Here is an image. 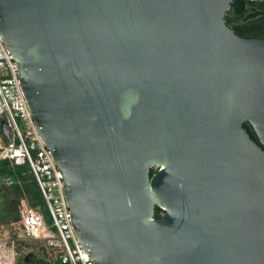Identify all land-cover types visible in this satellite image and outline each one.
Returning a JSON list of instances; mask_svg holds the SVG:
<instances>
[{
  "label": "water",
  "instance_id": "obj_1",
  "mask_svg": "<svg viewBox=\"0 0 264 264\" xmlns=\"http://www.w3.org/2000/svg\"><path fill=\"white\" fill-rule=\"evenodd\" d=\"M232 3L0 0L96 264H264V39L227 26Z\"/></svg>",
  "mask_w": 264,
  "mask_h": 264
},
{
  "label": "built area",
  "instance_id": "obj_2",
  "mask_svg": "<svg viewBox=\"0 0 264 264\" xmlns=\"http://www.w3.org/2000/svg\"><path fill=\"white\" fill-rule=\"evenodd\" d=\"M246 2L254 5L264 0ZM1 123L8 128V137L0 136V159L14 165H29L47 213L24 206L22 200L17 222L21 239L38 242L40 257L49 264H96L74 231L62 175L35 126L20 85L19 68L0 38Z\"/></svg>",
  "mask_w": 264,
  "mask_h": 264
},
{
  "label": "trees",
  "instance_id": "obj_3",
  "mask_svg": "<svg viewBox=\"0 0 264 264\" xmlns=\"http://www.w3.org/2000/svg\"><path fill=\"white\" fill-rule=\"evenodd\" d=\"M238 2L239 5L243 6V8L240 10L239 6H236L234 3L231 4L225 15L227 26L240 37L264 39V3L248 5L246 0H238ZM250 9H254L256 16L251 19H245V16L249 13ZM243 127L247 130L250 137L255 140L254 133L252 132L250 126L245 123L243 124ZM156 170V168H151V174H154ZM1 180L5 181L2 185L8 188L9 197L12 198L14 205L10 218L7 220L5 219L7 224L16 223L19 221L18 205L20 204L21 200H24L27 206L31 209L38 210V212L47 215L44 207L43 197L28 164L14 165L8 160L0 159V181ZM1 186L0 192H2ZM2 196L3 200L0 205L6 201L5 196ZM162 215L163 211L159 208H155L154 218L158 219ZM32 254L34 256L32 262L25 263L19 258L15 264H49L45 262L43 258L39 256L36 257L34 253Z\"/></svg>",
  "mask_w": 264,
  "mask_h": 264
},
{
  "label": "rangeland",
  "instance_id": "obj_4",
  "mask_svg": "<svg viewBox=\"0 0 264 264\" xmlns=\"http://www.w3.org/2000/svg\"><path fill=\"white\" fill-rule=\"evenodd\" d=\"M3 135V132L0 128V136ZM5 181H0V186ZM3 186V185H2ZM1 186V187H2ZM2 202V197L0 194V203ZM24 206H27L24 203ZM28 207V206H27ZM21 204L18 207V210H21ZM38 211V210H36ZM21 231H19L18 223H9L8 226L2 227L0 225V260L1 264H15L16 261L20 258L23 260L24 256L28 253H34L36 257H40L41 254L38 252V242L31 240L21 239ZM22 244V246H21Z\"/></svg>",
  "mask_w": 264,
  "mask_h": 264
},
{
  "label": "flooded vegetation",
  "instance_id": "obj_5",
  "mask_svg": "<svg viewBox=\"0 0 264 264\" xmlns=\"http://www.w3.org/2000/svg\"><path fill=\"white\" fill-rule=\"evenodd\" d=\"M1 190L2 192L0 193H2L5 196V200H6L0 205V225L4 228L8 226L7 221H5V219L7 220L8 218H10L14 205H13L12 198L9 197L8 188H6L5 186H2Z\"/></svg>",
  "mask_w": 264,
  "mask_h": 264
},
{
  "label": "crops",
  "instance_id": "obj_6",
  "mask_svg": "<svg viewBox=\"0 0 264 264\" xmlns=\"http://www.w3.org/2000/svg\"><path fill=\"white\" fill-rule=\"evenodd\" d=\"M1 194H2V193H1ZM2 195H3V194H2ZM2 195H1V197L3 198V196H2ZM2 200H3V199H2ZM21 201H22V200H21ZM21 201H20V203H21ZM23 201H24V200H23ZM24 202H25V201H24ZM19 205H20V204H19ZM19 205H18V207H19ZM26 255H27V254H26ZM26 255H25V256H26ZM25 256H24V257H25ZM23 259H24V258H23Z\"/></svg>",
  "mask_w": 264,
  "mask_h": 264
}]
</instances>
